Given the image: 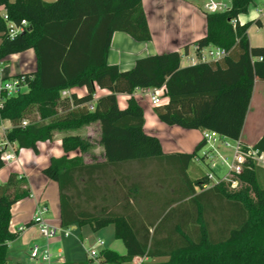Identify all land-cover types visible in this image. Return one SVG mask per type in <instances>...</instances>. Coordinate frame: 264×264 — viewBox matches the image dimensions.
I'll return each instance as SVG.
<instances>
[{
    "label": "trees",
    "instance_id": "trees-1",
    "mask_svg": "<svg viewBox=\"0 0 264 264\" xmlns=\"http://www.w3.org/2000/svg\"><path fill=\"white\" fill-rule=\"evenodd\" d=\"M253 2L231 0L229 10L205 13L207 33L196 44L199 49L221 47L223 57L182 67L181 54L171 51L120 70L107 60L113 33L125 32L137 41L152 38L142 0H0L6 10V17L0 14V61L30 48L37 59L35 71L9 77L23 79V91L0 94V124L11 122L5 138L37 154L38 143L57 131L99 124L101 159L52 157L42 173L58 184L62 227L89 225L97 231L114 225L115 238L127 252L104 249L107 261L264 264V185L259 177L264 168L248 160L237 176L239 188L227 181L204 188L211 182L206 173L194 179L188 173L204 143L192 153H165L159 138L145 132L144 111L133 95L137 88L165 86L167 101L155 107L161 121L240 139L255 81L264 80V45L252 47L247 33L254 21L238 20ZM23 20V31L11 35L12 26ZM255 24L261 26L259 20ZM83 86L87 93L82 96L62 95ZM96 86L108 93L91 109L87 104L94 101ZM117 94L129 95L126 108H120ZM62 147L65 153L84 154L92 143L69 133ZM254 147L264 152V134ZM130 168L135 180L125 172ZM113 176L115 203L98 207L112 194ZM30 195L27 178L16 172L0 185V264L7 263L8 244L16 237L10 230L12 205ZM155 258L164 260L150 261Z\"/></svg>",
    "mask_w": 264,
    "mask_h": 264
},
{
    "label": "crops",
    "instance_id": "crops-1",
    "mask_svg": "<svg viewBox=\"0 0 264 264\" xmlns=\"http://www.w3.org/2000/svg\"><path fill=\"white\" fill-rule=\"evenodd\" d=\"M52 1V0H47ZM152 38L149 41H137L125 32L115 31L111 38L108 54V63L117 65L120 70H128L134 67L135 62L143 57L154 54L178 51L181 54V66L199 63L200 52L196 48V41L207 33L206 14L197 6L195 0H142ZM4 6H0V14L5 16ZM240 24L254 21L247 30L250 45H264V0H254L246 13L239 14ZM259 20L261 26L255 21ZM262 31L259 41H252V33ZM37 69V59L33 48L8 55L0 61V78L14 77L17 74L33 72ZM151 88H137L133 95L142 106L145 123L144 130L150 135L157 136L161 142L163 151L167 154L192 153L203 140L202 129H187L178 125H168L161 121L156 114L155 105L151 101L148 90ZM67 94L76 93L82 96L87 93L86 86L67 89ZM108 90L96 86L95 101ZM1 94V92H0ZM120 108H126L129 95L117 94ZM167 97H163V103ZM264 113V80H256L246 115L240 139L248 145H255L264 134L263 123L258 119L260 112ZM11 128V122L4 120L0 124V141L6 140L5 132ZM256 131L252 139L247 132ZM81 134L92 143L91 149L82 154L79 150L65 153L62 147V137L66 134ZM99 124L93 122L81 129L70 132H55L53 138L39 142V152L36 154L28 148L17 149L16 143H10L14 151L15 159L5 162L0 169V185L8 180L11 172L24 175L27 178L31 195L12 205L10 230L16 234L14 240L8 244L6 264H47L42 258H32L31 249L34 245L44 248L49 245L55 264L67 262H88L87 250L83 238L84 226L73 225L72 230L79 228L69 236L59 235L53 239L44 238L37 225L33 223L34 215L39 206L45 205L47 212L43 217L51 225L61 227L59 188L56 181L42 173L52 157L84 156L86 161L93 158H102L103 147L99 144ZM250 141L252 143H250ZM85 155L89 159L85 158ZM196 164H200L196 162ZM191 165L188 168V173ZM139 177V168H137ZM190 174V173H189ZM190 176V175H189ZM112 225V238L105 241V249L125 255L127 249L122 240L115 238L114 225ZM104 228L97 230L102 232ZM20 226H25L19 231ZM86 226V225H85ZM91 227V226H90ZM96 232V231H95ZM87 238V237H86ZM85 238V240H86ZM144 260H149L145 258ZM164 258H155L150 261H162ZM136 264L125 262L124 264Z\"/></svg>",
    "mask_w": 264,
    "mask_h": 264
},
{
    "label": "built area",
    "instance_id": "built-area-1",
    "mask_svg": "<svg viewBox=\"0 0 264 264\" xmlns=\"http://www.w3.org/2000/svg\"><path fill=\"white\" fill-rule=\"evenodd\" d=\"M198 7L202 9L204 13H219L225 12L231 8V0H195ZM6 17V16H5ZM27 25L25 20L22 21L21 26H12L11 35L17 32L23 31ZM201 61H209L219 59L226 54L225 49L215 46H207L199 49ZM26 88L23 79L19 78H0V92L5 93L7 96L17 95ZM96 92V91H95ZM167 90L165 86L151 88L148 90V94L151 97L153 105L159 106L163 104V97L166 96ZM63 96H69L66 90L62 91ZM96 94H94V99ZM91 109L93 108V102L87 104ZM27 122L24 121L25 125ZM204 143L202 148L198 151L195 161L202 164L204 163L208 167L206 175L210 178V183L204 185V188H208L220 181L231 182L232 187L238 186L237 176L243 171L244 165L248 160L254 161L258 166L264 168V152L259 151L254 145H248L241 140L230 139L218 132L212 130L203 131ZM0 149L2 152V159L4 163L9 162L11 159H15V154L10 146V142L6 140L0 141ZM223 165L226 167V171L219 174L218 167ZM47 212V207L41 205L37 208L34 215L33 223L37 225L41 235L50 240L59 235L69 236L72 233V226L58 227L47 223L43 217ZM25 226H20L19 231H22ZM105 249V241L101 238L96 240V244L87 251L88 264H114L107 261L102 255V251ZM32 258H42L47 264H55L53 254L49 245L41 248L39 245H34L31 249ZM144 258H138L133 261L136 264H141Z\"/></svg>",
    "mask_w": 264,
    "mask_h": 264
},
{
    "label": "rangeland",
    "instance_id": "rangeland-1",
    "mask_svg": "<svg viewBox=\"0 0 264 264\" xmlns=\"http://www.w3.org/2000/svg\"><path fill=\"white\" fill-rule=\"evenodd\" d=\"M262 33H263L262 31H259L258 33H256V32L252 33V41L254 43L259 41L260 36L262 35ZM258 119L263 123L262 126H264V113L262 111L259 113ZM247 133H250V134H246V136H248V138H250V140L253 138L252 137L253 135H256L255 134L256 131H250V132H247ZM250 143H252V142L250 141ZM83 158H84V156H83ZM85 158L89 159V157L87 155H85ZM217 169L219 171V174H222V173H224L226 171V167L223 166V165L222 166L219 165V167ZM132 170H133L132 168L126 169L125 172L132 173L130 175L132 176V179L135 180V176H134L135 173H133ZM207 171H208V167L204 163L196 164V161H194L191 164V168L189 170V173H190L189 175H190L191 178L194 179V178L198 177L200 174L206 173ZM140 174L141 173L139 172V177H140ZM259 177H260V182L262 183V185H264V172L263 171H262V173L260 172ZM115 178L116 177L113 176L110 179V184H109L110 185V192H112V186L114 185ZM239 186L237 188H239ZM112 195H113V192H112V194L110 193V196L107 195L108 196L107 200L103 201V202L100 201L99 204H98L99 205L98 207H100L102 205H105V204L109 205V206L114 205L115 200H114V197ZM117 197H119V199H117L118 200L117 203L120 202V199H121V202H122V197H121V195L119 193L117 194ZM78 230H79V228L73 230V232H76ZM112 231H113L112 225L110 227L106 228L105 230H103L102 232H97V231L95 232L89 225L84 226V228H83V233H84L83 238H84V242H85V249L88 251L92 246H94L96 244V240L98 238H101L104 241H108V239L112 238ZM85 238H86V240H85ZM143 261H146V260H143ZM130 264H133V263H130Z\"/></svg>",
    "mask_w": 264,
    "mask_h": 264
}]
</instances>
